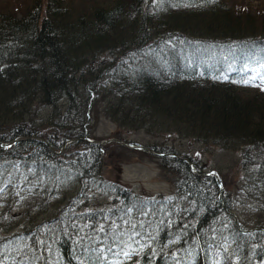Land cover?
<instances>
[{"label":"trees","instance_id":"trees-1","mask_svg":"<svg viewBox=\"0 0 264 264\" xmlns=\"http://www.w3.org/2000/svg\"><path fill=\"white\" fill-rule=\"evenodd\" d=\"M255 19L230 0L0 3V159L31 163L43 186L21 217L0 195V264H264V46L253 76L221 60L199 70L176 52L248 47L264 40V16ZM100 118L116 141L95 136ZM141 132L237 155L241 199L217 166L155 141L135 149L158 156L190 206L139 209L134 225L123 187L120 204L93 207L89 193L112 184L105 154Z\"/></svg>","mask_w":264,"mask_h":264},{"label":"rangeland","instance_id":"rangeland-1","mask_svg":"<svg viewBox=\"0 0 264 264\" xmlns=\"http://www.w3.org/2000/svg\"><path fill=\"white\" fill-rule=\"evenodd\" d=\"M7 1L8 0H0V3ZM230 1L237 6L238 13L240 14L249 10L250 14L256 17L254 22L260 21L258 18L264 16V12L258 14L259 11L256 10L264 6V0ZM258 43L260 45H258ZM262 43H264V40L259 39L254 42L252 41L251 44L247 45L248 47L216 48L208 46L199 48L189 44V46L178 49L176 52H180L182 60L186 58L189 60L192 59L194 62H190L188 65L193 64V66H196L199 70L221 60L224 65L226 64V66H228L229 70H244L247 72H245L246 75L243 76H247V74L253 76L252 73H254L253 71L256 69L254 67L255 62H259L257 55L258 50L264 46ZM172 44L174 47L178 46L175 45L174 42ZM178 44L179 46L182 44V39L178 40ZM168 46L169 44L164 43L162 47L165 49ZM203 49L206 53L210 52V58L207 56L206 60H202L201 50ZM156 55L157 53H152L150 56L144 53L140 57H147L149 59ZM126 63L129 64V61ZM238 73L240 74L241 72ZM116 131L117 126L110 120L100 118L99 122L97 121L94 133L96 137L105 139L102 144H109L112 142H109L110 140L116 141L115 139H108L114 138ZM124 137L130 142H136L137 144L131 147L127 143V145L125 144L121 147L123 149L116 147L118 154L115 152V154H112V148L107 151L105 154V169L101 170V175L105 181L111 182L112 184L108 186H106V184L105 186L102 185L103 190H92L89 193L91 201L94 203L92 204L93 207L96 208L97 204L100 205V207H104L107 202L109 203L107 206L110 207H115L120 204V201L125 196L123 193L125 189L123 187H128L131 190L129 194L133 197V204H131L130 210H128L130 212L128 216L132 219V224L134 225L137 224V216L134 217V215L135 212L138 214L137 210L139 209H143L145 215H148V213H153L154 215L155 212H152L153 209H156L155 211H159L160 209H171L180 212L190 206L188 201L176 194L174 183L176 177L168 170L164 171L163 168L158 165V156H151L148 153L135 149V147L153 144L155 141L160 142V144H169L179 152L197 153L196 156L201 159L200 165L206 171L217 166L215 168L223 172V181L225 183L224 191L230 190L236 195L237 199H241L242 196L238 193L243 185V183L239 181L242 171L240 174L236 173L237 155L234 154L233 156L231 152H224L211 147H205L204 150H201L198 144H189L186 140H180L177 137L162 141L161 138L163 137L156 138L155 136L144 134V132L137 134L129 133ZM126 147H130L131 149ZM33 172L31 163L23 164V162L10 159H0V195L5 199L4 203L11 209L10 211L13 215L22 213L19 215L21 217L30 207L34 208L36 202L41 198L43 186L39 184V179L37 182L29 179L30 174L33 175ZM203 175L206 176L208 173L203 172ZM60 177L61 175L56 173L54 180L56 181L58 180L57 178L60 179ZM231 180L233 183H230ZM109 188H114L113 192L118 195L116 198H114V195L109 191L105 194V189ZM149 198L156 200L155 204L152 205L151 202H149ZM242 200L245 199L243 198ZM250 201H252V199ZM5 204L0 206V211L5 208ZM237 204L239 206L241 202H237ZM225 247H227V245Z\"/></svg>","mask_w":264,"mask_h":264},{"label":"water","instance_id":"water-1","mask_svg":"<svg viewBox=\"0 0 264 264\" xmlns=\"http://www.w3.org/2000/svg\"><path fill=\"white\" fill-rule=\"evenodd\" d=\"M0 145H5L4 143L0 142ZM7 145V144H6ZM9 145V144H8Z\"/></svg>","mask_w":264,"mask_h":264},{"label":"snow or ice","instance_id":"snow-or-ice-1","mask_svg":"<svg viewBox=\"0 0 264 264\" xmlns=\"http://www.w3.org/2000/svg\"><path fill=\"white\" fill-rule=\"evenodd\" d=\"M245 83H249V81H245Z\"/></svg>","mask_w":264,"mask_h":264}]
</instances>
